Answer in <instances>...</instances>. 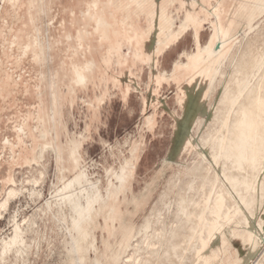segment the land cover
Listing matches in <instances>:
<instances>
[{
    "label": "rangeland",
    "instance_id": "1",
    "mask_svg": "<svg viewBox=\"0 0 264 264\" xmlns=\"http://www.w3.org/2000/svg\"><path fill=\"white\" fill-rule=\"evenodd\" d=\"M156 1L177 31L189 10L184 0H0V205L11 187L19 193L8 209L0 206V264H112L102 254L120 241L122 223L132 221L139 231L152 221L153 227L164 224L169 230L172 222L191 221L193 209L206 210L211 185L196 175L194 165L207 163L204 155L211 159L212 136L230 110V92H240L241 104L256 83L264 81V12L247 0H208L197 8L203 48L214 34L212 9L219 3L237 14L253 11L258 26L248 38L231 41L224 50L227 58L212 66L215 81L185 128L191 141L175 153L186 126L185 87L194 72L174 68L197 52L194 25L165 45L155 62L145 52L137 55L131 36L121 40L119 50L100 46L99 63L86 81L78 79V72L93 60L89 39L101 37V20H114L112 8L123 11ZM122 14L120 19L128 24L136 17L149 35V47L158 48L150 11L137 16L129 12L127 18V12ZM247 18L237 29L247 28ZM167 25L161 22V37ZM131 28L126 27L130 35ZM263 173L264 164L262 179ZM119 176L127 177L118 196L122 218L112 221L109 209L102 207L120 185ZM220 185L231 189L217 181L214 190ZM232 193L239 211L254 225L257 243L248 239L249 223L241 225L232 210L227 217H213L222 228L206 239L202 256L208 264H232L228 259L239 260L254 249L256 256L248 264H260L264 196H259V183L251 191L256 196L253 212L246 206L249 193L243 199ZM68 194H74L73 202L61 199ZM96 197L94 221L82 236L75 227L74 202L86 207ZM17 226L20 237L13 241ZM193 261L201 263L196 257Z\"/></svg>",
    "mask_w": 264,
    "mask_h": 264
},
{
    "label": "bare ground",
    "instance_id": "2",
    "mask_svg": "<svg viewBox=\"0 0 264 264\" xmlns=\"http://www.w3.org/2000/svg\"><path fill=\"white\" fill-rule=\"evenodd\" d=\"M247 1L253 4L252 8L254 10L259 9L264 12V0ZM183 2L188 5L189 10L186 19L180 24L177 31L173 29V22L169 21L166 8L161 7L158 1L152 4L148 3V5L144 4L139 8H127L123 11L112 8L114 20H107L105 22L101 20V37L92 36L89 39L91 47L93 48V60L89 61L83 71L78 72L79 81H86L87 76H89L97 63H99L100 46L110 44L113 49L119 50L121 40L131 36L130 42L135 46L137 55L145 52L149 55V58L155 62L157 53L160 52L165 45L178 39L179 35L189 29V26L194 25L197 39V52L194 55H189V61L187 63H176L174 68L176 72H179L183 67L187 69V73L194 72V76L185 87V103L188 105V110L184 129H187L189 122L195 119L196 114L204 103L209 84H213L215 81L216 72L212 71L214 63L227 58L228 54L224 50L231 41L235 40L237 36H242V39L248 38L249 34H251L258 25L255 26L253 22L255 19V13H253V11L247 12V9V11L243 12V10H241L237 14L230 10L227 11L224 9L223 4L219 3L212 9V13L215 17L213 24L214 34L210 43L203 48L200 45L198 37V27L201 25V22L197 17V8H199L200 5H204L208 0H184ZM80 7L81 2L77 3L74 9L77 10ZM133 11L136 13V16L142 11H150V13L153 14L156 31H151V34L157 37L159 36L157 40L158 48L149 47L147 43L149 35L145 34L146 32L135 19L136 17H134L133 23L131 24L120 19L123 15L122 12H127V18L128 13ZM87 13L89 17L92 14L91 10H88ZM244 17H248L245 23L247 28L237 29V27L241 25ZM124 20L126 19L124 18ZM162 21L168 24V31L161 37L162 28L160 26ZM128 25L132 27L133 34L131 35L126 29ZM163 37H165V40ZM123 75H127V72L124 71ZM124 77L125 79L127 78L126 76ZM115 80L120 83L122 82L121 77H115ZM8 91L9 89L5 90L6 93ZM239 99L240 92L233 89L226 99L230 110H226V113L221 117L220 128L216 130L212 136L213 146L211 159L204 155L203 159L207 163L203 161L204 163L201 162L194 165L193 171L196 172V175L203 176L205 181L211 185V194L207 200L206 210L204 211L205 208L201 207L193 209L194 217L191 221L178 220L174 223L172 222L169 230L165 228L164 224H161L163 227L159 229L158 224L156 228L155 225V227H153L152 221H148L139 231H136V227L133 225L132 221H126L120 225V241L117 242L115 248L108 246L104 250L102 254L103 260L110 261L112 264H191L195 262L193 260L196 257L197 259L199 258V260L201 259L200 264H208L206 258L202 256V252L207 246L206 239L216 234L222 228L218 220L213 217H227L232 210L236 211L237 220L241 225L249 223L248 239L251 244L257 243V234L254 225L249 221L247 215L239 211L232 190L242 199L249 193L246 206L251 212H253L256 207V196L251 193V191L255 189L256 183H259V196H264V177L263 179L259 177L260 167L264 164L263 78L251 89L248 97L244 99L243 103L240 104ZM186 129L179 135L176 141L175 153L180 151V148L185 142L191 141ZM78 180H80V178H78ZM217 181H222L226 185L229 184L232 190L220 185L218 190L215 191L214 186ZM119 182L120 185L116 186V190L108 195V200L102 207L103 209H109V218L112 221L122 218L120 211L121 205L119 207L118 204V196L119 192L126 185L127 177L119 176ZM186 188L187 187L183 189ZM184 193L186 194V192ZM190 194L191 192H189V196ZM18 195L17 189L11 187L8 191L7 199L3 202L1 201V208L8 209L10 200ZM191 195L190 197L192 198L190 200H194L195 194ZM73 196L74 194H68L61 199L73 202ZM98 201L99 198L97 197L89 199L86 207L74 202L78 213V217L75 219V227L82 236L88 234V226L94 221V212L96 211L95 203ZM165 211L163 213H165ZM2 215L3 214L0 213V219ZM161 223H163V221H161ZM259 226L260 228H264V224H260ZM138 235L141 237L140 241L138 240ZM12 236L13 241H16L20 237V229L18 226L16 227L15 235L13 234ZM7 245L3 250L5 255L9 250ZM130 251L132 252L128 253ZM256 251L257 250L251 249L246 255L239 259L240 262L248 264L253 257L256 256ZM228 260L229 262L231 261L232 264L238 263L239 261H235L234 259ZM260 264H264V258Z\"/></svg>",
    "mask_w": 264,
    "mask_h": 264
},
{
    "label": "crops",
    "instance_id": "3",
    "mask_svg": "<svg viewBox=\"0 0 264 264\" xmlns=\"http://www.w3.org/2000/svg\"><path fill=\"white\" fill-rule=\"evenodd\" d=\"M244 256V255H243ZM238 260V259H237Z\"/></svg>",
    "mask_w": 264,
    "mask_h": 264
}]
</instances>
